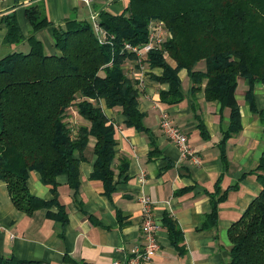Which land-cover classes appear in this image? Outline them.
Returning a JSON list of instances; mask_svg holds the SVG:
<instances>
[{"label": "trees", "instance_id": "trees-1", "mask_svg": "<svg viewBox=\"0 0 264 264\" xmlns=\"http://www.w3.org/2000/svg\"><path fill=\"white\" fill-rule=\"evenodd\" d=\"M97 13L108 33L104 43L90 19H69L56 26L42 4L35 2L26 8L34 31L27 38L29 50L0 59V180L7 183L16 208L33 214L56 205L55 216L63 224L68 216L57 199V178L66 175L72 189H79L80 166L91 137L96 139L92 177L102 180L108 194L115 189L116 124L102 103L119 108L126 125L148 129L138 107L141 81L133 70L145 65L162 68L158 80L169 87L160 91V99L173 104L184 98L179 72L188 69L194 92L203 90L207 100L231 109L228 135L241 128L236 90L243 77L249 82L252 109L264 123V109L259 110L253 100L255 85L264 84V0H129L121 14ZM155 19L166 22L168 39L140 62L125 43L146 42ZM4 20L7 42L26 40L15 14ZM50 26L58 53L46 51L35 35ZM201 62L205 67L198 69ZM33 170L43 183L53 186L52 200L30 192L27 181ZM257 170L262 189L229 228L231 259L223 264H264V151ZM214 196L207 225H216L217 204L225 194ZM167 222L174 244L182 251L180 227ZM0 264L50 263L0 256Z\"/></svg>", "mask_w": 264, "mask_h": 264}, {"label": "crops", "instance_id": "crops-1", "mask_svg": "<svg viewBox=\"0 0 264 264\" xmlns=\"http://www.w3.org/2000/svg\"><path fill=\"white\" fill-rule=\"evenodd\" d=\"M42 4L51 24L64 25L69 19H90L92 10L121 14L129 0H0V59L14 51H28L27 38L34 32L26 8ZM15 14L26 40L6 41L8 26L4 20ZM49 53H58L53 27L35 33ZM203 69V62L197 65ZM142 82L139 110L144 114L146 131L125 124L119 108H107L106 114L116 124L117 153L114 159L115 189L108 194L102 180L93 178L96 139L91 137L80 166V187L72 189L66 175L57 178V199L68 216L63 224L56 216L59 208L39 209L27 214L12 202L8 185L0 180V256L40 260L50 264H113L124 260L132 246L142 238L143 210L140 197L153 201L160 224L161 250L146 264H223L231 259L229 228L245 212L262 189L257 170L264 151V123L254 113L247 96L249 82L240 77L236 97L239 104L240 130L228 135L231 109L217 100H207L204 91L192 90L188 69L179 72L184 98L177 103L160 99V67L143 66L133 70ZM253 100L264 109V84L257 83ZM161 110L170 113L175 123L188 135L201 163L183 157L177 144L160 127ZM76 120H80L76 116ZM203 124V129L200 126ZM125 165V171L120 167ZM30 192L45 200L54 198L53 186L42 182L33 170L28 181ZM217 204L216 225L208 215L213 199ZM180 227L183 250L170 235L168 222Z\"/></svg>", "mask_w": 264, "mask_h": 264}, {"label": "built area", "instance_id": "built-area-1", "mask_svg": "<svg viewBox=\"0 0 264 264\" xmlns=\"http://www.w3.org/2000/svg\"><path fill=\"white\" fill-rule=\"evenodd\" d=\"M92 6L94 0H85ZM90 21L100 42L108 41V33L100 24L99 15L92 10ZM169 36L166 22L163 19L152 20L149 24L148 39L143 44L125 43V49L135 52L138 60L142 62L145 56L156 49H161ZM142 85V82H141ZM160 127L169 140L177 144L183 157H192L195 163L200 164L201 158L192 148L187 133L175 123L170 113L161 110L159 115ZM143 210L142 238L140 243L132 246L124 260H115L113 264H146L161 250L158 231L160 224L155 216L153 201L147 195L140 197ZM1 228V226H0Z\"/></svg>", "mask_w": 264, "mask_h": 264}]
</instances>
